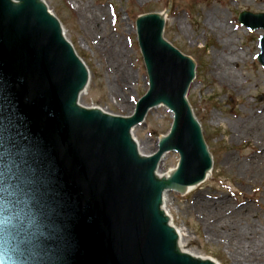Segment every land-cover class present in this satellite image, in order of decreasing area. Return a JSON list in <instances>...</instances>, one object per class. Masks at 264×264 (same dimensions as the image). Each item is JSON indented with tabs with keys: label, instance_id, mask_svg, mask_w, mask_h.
Listing matches in <instances>:
<instances>
[{
	"label": "water",
	"instance_id": "water-1",
	"mask_svg": "<svg viewBox=\"0 0 264 264\" xmlns=\"http://www.w3.org/2000/svg\"><path fill=\"white\" fill-rule=\"evenodd\" d=\"M239 22L264 29V12ZM164 13L135 20L148 88L130 116L80 104L88 69L44 0H0V139L21 142L54 225L45 264H216L179 248L164 192L202 183L212 168L201 126L188 102L195 62L163 38ZM258 61L264 67V34ZM173 116L150 155L138 151L134 125L157 105ZM179 154L168 176L156 169Z\"/></svg>",
	"mask_w": 264,
	"mask_h": 264
},
{
	"label": "rangeland",
	"instance_id": "rangeland-1",
	"mask_svg": "<svg viewBox=\"0 0 264 264\" xmlns=\"http://www.w3.org/2000/svg\"><path fill=\"white\" fill-rule=\"evenodd\" d=\"M62 21L65 36L86 63L90 80L80 103L100 107L116 115H130L135 102L148 87L147 73L138 49L135 18L142 13L167 11L163 36L196 63V74L188 88V100L211 152V175L182 194L165 193L164 206L172 224L181 230V248L218 264H233L234 258H248V247L210 239L207 231L223 237L238 232L264 230V173L246 172L252 163L264 166V138L249 128L264 116V67L257 61L258 38L264 29H248L238 22L240 11L264 12V0H45ZM103 13L105 27L89 29L90 15ZM213 13L226 24L231 35L224 50L218 35L204 24ZM90 17V18H89ZM225 36L222 37L224 39ZM231 51V52H230ZM239 53L229 68L238 84L219 80L211 64L213 55ZM242 53H246L245 56ZM142 123L133 127L141 151H154L158 137L170 128L172 116L154 106ZM249 128V129H248ZM264 137V136H262ZM177 154L167 152L158 170L177 164ZM217 213H210L212 208ZM227 236V237H228ZM227 240V239H226Z\"/></svg>",
	"mask_w": 264,
	"mask_h": 264
},
{
	"label": "clouds",
	"instance_id": "clouds-1",
	"mask_svg": "<svg viewBox=\"0 0 264 264\" xmlns=\"http://www.w3.org/2000/svg\"><path fill=\"white\" fill-rule=\"evenodd\" d=\"M0 139V264H45L51 259L54 225L42 201L40 182L21 142L9 135L4 110Z\"/></svg>",
	"mask_w": 264,
	"mask_h": 264
},
{
	"label": "bare ground",
	"instance_id": "bare-ground-1",
	"mask_svg": "<svg viewBox=\"0 0 264 264\" xmlns=\"http://www.w3.org/2000/svg\"><path fill=\"white\" fill-rule=\"evenodd\" d=\"M90 17L89 18H90L91 25L89 29L93 31L94 34L98 33L99 27H102V28L105 27V20H104L105 18L102 12L96 18L93 17L92 15H90ZM204 24L208 25L214 34L218 35L219 41L222 42L223 44L222 45L223 49L228 50L229 43L231 41V35L229 34V30L226 24L221 22L220 19H218L216 15H214L213 13L206 14L205 19H204ZM223 36H225L224 39H222ZM245 54L246 53H242L243 56H245ZM239 56L240 54L237 52H235L234 54L230 53L229 55H223L221 53L218 54L217 52H215L213 55L214 60L211 64L212 68L214 69L215 76L219 80L221 79V80L227 81L230 84H238V79L235 78L234 74L230 71L229 66L231 62L238 61L241 58ZM249 124H252V126L249 127L250 129L251 128L256 129L255 135L258 136L257 137V139H259L258 141L260 140L262 141L264 138L262 137L264 136V116L261 119H255L254 122H251ZM133 133H134V130L132 131V134ZM138 149L141 153H143L139 145H138ZM246 172L248 173L252 172V176L256 177L258 176V174L264 173V166L258 167L257 165V171H256V169L253 168L252 163H248L246 164ZM157 173H159V175H162V176L163 175L166 176L168 174V173H160L158 169H157ZM191 187H188L186 191L190 190ZM212 212L214 214L217 213L218 212L217 207L212 208L210 213ZM215 225L216 223L213 224L214 227ZM213 228L207 231V235L209 236L210 239H215V241L217 240V242H220L221 239H223L224 241L222 242L228 245L232 240H235L237 245H240V246L246 245L248 247V250H247L248 258H243L242 260L236 257L234 258L233 264H264V230H260V231L250 230L249 237L243 232H238V234L235 236L233 235L228 236V234H225L226 237H223L221 235H218L217 233H212ZM176 229L179 234L180 247H181L182 233H181V230H179L178 228ZM182 250H183V247H182Z\"/></svg>",
	"mask_w": 264,
	"mask_h": 264
}]
</instances>
